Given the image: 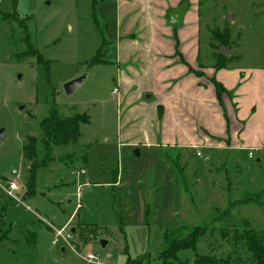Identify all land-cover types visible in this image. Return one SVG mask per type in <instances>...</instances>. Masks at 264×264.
<instances>
[{
    "label": "rangeland",
    "instance_id": "obj_1",
    "mask_svg": "<svg viewBox=\"0 0 264 264\" xmlns=\"http://www.w3.org/2000/svg\"><path fill=\"white\" fill-rule=\"evenodd\" d=\"M115 4L17 0L14 8L0 0V264H93L88 254L102 264H159L165 233L184 228L177 232L186 236L204 224L215 238L208 230L197 253L225 260L232 247L219 238L221 228L264 230V150L210 142L179 154L160 141L148 147L142 120L124 123ZM199 11L202 52L215 58L206 66L225 64V48L244 55L234 65L264 69V0H200ZM101 47L104 61L88 69ZM85 74L67 95L64 84ZM54 110L89 119L76 143L54 146L49 156L39 123ZM29 145L36 155L25 153ZM12 180L15 198L4 191ZM64 228V239L57 237ZM99 239L109 245L102 249ZM194 256L181 253L189 264Z\"/></svg>",
    "mask_w": 264,
    "mask_h": 264
},
{
    "label": "crops",
    "instance_id": "obj_2",
    "mask_svg": "<svg viewBox=\"0 0 264 264\" xmlns=\"http://www.w3.org/2000/svg\"><path fill=\"white\" fill-rule=\"evenodd\" d=\"M183 1L116 0L124 123L142 120L148 147L160 141L179 154L210 142L217 149L264 150V69L234 65L244 55L225 48H219L222 68L206 66L214 55L202 52L200 0H189L181 25L167 21V12ZM213 79L225 89L220 102Z\"/></svg>",
    "mask_w": 264,
    "mask_h": 264
},
{
    "label": "trees",
    "instance_id": "obj_3",
    "mask_svg": "<svg viewBox=\"0 0 264 264\" xmlns=\"http://www.w3.org/2000/svg\"><path fill=\"white\" fill-rule=\"evenodd\" d=\"M11 2L15 8L17 0H11ZM9 17L17 18L15 11H13V15H9ZM218 36L219 35H215V38L217 39ZM102 50L103 48L101 47L96 56L86 64L88 69L104 61V51L102 52ZM40 61L42 60L40 59ZM223 65L217 66V68H222ZM190 70L192 69L190 68ZM211 82L220 102L221 96L225 93V89L223 85L215 79ZM161 110L162 109H159V111ZM88 119V116L85 114L63 117L55 110L52 111L48 117L44 118L39 123L41 132L39 140L41 146L43 149H46L50 156L54 146H67L76 143L80 137L79 128L82 124L88 122ZM25 153L29 156H34L37 153V149H35L33 145H29L25 149ZM188 229L186 236L181 235L184 228L176 231L170 230L169 233L164 234V249L157 257L159 264H189L190 262L188 259H183V257H181V253L188 250L195 252L193 264H233L235 260L230 256L234 253L239 256L237 260L244 261L245 264H264V230L249 227L248 225L235 226L232 224L225 228H221L218 233L219 238L232 247L231 255L224 260L222 257H210L197 253V244L202 238L207 237L209 225L204 224ZM214 231L215 230H209L210 238H215ZM134 263L135 262L129 264ZM236 264H239V262Z\"/></svg>",
    "mask_w": 264,
    "mask_h": 264
},
{
    "label": "water",
    "instance_id": "obj_4",
    "mask_svg": "<svg viewBox=\"0 0 264 264\" xmlns=\"http://www.w3.org/2000/svg\"><path fill=\"white\" fill-rule=\"evenodd\" d=\"M189 9V0H184L181 5L175 9H170L167 12L166 18L169 24L171 25H181L183 23V18ZM228 20H231L229 18ZM87 75H82L75 79H72L64 84V90L67 95H72L75 91H77L85 82ZM0 136H3V131L0 133ZM137 157L140 156L139 150L135 151ZM74 233V230L72 231ZM99 244L102 249H105L109 245V240L107 239H99ZM64 251V248H62Z\"/></svg>",
    "mask_w": 264,
    "mask_h": 264
},
{
    "label": "built area",
    "instance_id": "obj_5",
    "mask_svg": "<svg viewBox=\"0 0 264 264\" xmlns=\"http://www.w3.org/2000/svg\"><path fill=\"white\" fill-rule=\"evenodd\" d=\"M197 155L199 156L200 153L198 152ZM249 156L251 157L252 156V153L249 154ZM19 189V185L18 183L15 181V180H12L11 182L8 183L7 186L4 187V191L7 193V195L9 197H14L15 198V192ZM77 200H78V203H77V208H79V200H80V196L77 197ZM65 231V228L62 229V230H58L57 233H56V236L57 237H63V233ZM58 241V240H57ZM55 241V242H57ZM85 260L88 262V263H93V264H102L100 263V261L98 260V258L92 254H88L86 257H85Z\"/></svg>",
    "mask_w": 264,
    "mask_h": 264
}]
</instances>
